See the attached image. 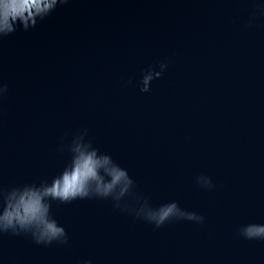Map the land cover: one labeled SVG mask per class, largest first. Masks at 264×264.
<instances>
[{"label": "water", "instance_id": "95a60500", "mask_svg": "<svg viewBox=\"0 0 264 264\" xmlns=\"http://www.w3.org/2000/svg\"><path fill=\"white\" fill-rule=\"evenodd\" d=\"M257 2L70 0L0 40V187L50 179L87 129L153 206L174 200L203 217L155 228L111 200L53 202L68 243L3 233L0 264H264V240L237 234L264 223ZM161 62L166 70L141 93L142 71Z\"/></svg>", "mask_w": 264, "mask_h": 264}, {"label": "clouds", "instance_id": "9594fccd", "mask_svg": "<svg viewBox=\"0 0 264 264\" xmlns=\"http://www.w3.org/2000/svg\"><path fill=\"white\" fill-rule=\"evenodd\" d=\"M69 3L70 0H0V40L18 30L35 28L57 8ZM254 7L257 11L253 18L264 15V0H258ZM251 23L250 18L245 26ZM167 66L166 62H161L159 71L152 66L144 69L139 91L149 92L151 82L159 78ZM6 89L7 84L0 83V98ZM86 135L87 129H83L73 136L67 146L68 161L50 179L0 187V234L27 235L37 245L67 244L66 228L52 213L53 202L70 204L93 198L111 200L114 208L128 211L155 228L174 220L203 222L201 215L181 208L174 200L153 206L147 197L134 191L135 183L128 169L85 139ZM196 182L209 190L214 187L211 178L205 175L198 176ZM125 197L134 199L138 207H129L127 202L122 205ZM237 234L247 240H264V223L243 224ZM81 264H92V261L85 259Z\"/></svg>", "mask_w": 264, "mask_h": 264}]
</instances>
